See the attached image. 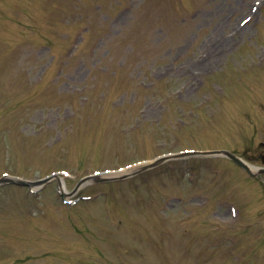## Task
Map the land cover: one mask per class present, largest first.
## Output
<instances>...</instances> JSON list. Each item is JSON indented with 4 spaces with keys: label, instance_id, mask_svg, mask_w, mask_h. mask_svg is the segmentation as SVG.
<instances>
[{
    "label": "rangeland",
    "instance_id": "1",
    "mask_svg": "<svg viewBox=\"0 0 264 264\" xmlns=\"http://www.w3.org/2000/svg\"><path fill=\"white\" fill-rule=\"evenodd\" d=\"M263 82L264 0H0V174L65 169L71 192L163 151L237 149L239 113L254 109L245 88L264 105ZM197 158L87 182L73 205L55 181L40 194L1 188L0 264H264L263 216L237 231L228 207L201 205L219 196L238 210L237 172ZM163 201L175 208L160 234L144 219Z\"/></svg>",
    "mask_w": 264,
    "mask_h": 264
}]
</instances>
